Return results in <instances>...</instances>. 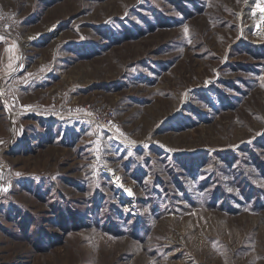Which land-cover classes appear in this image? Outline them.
<instances>
[{
  "label": "rangeland",
  "instance_id": "obj_1",
  "mask_svg": "<svg viewBox=\"0 0 264 264\" xmlns=\"http://www.w3.org/2000/svg\"><path fill=\"white\" fill-rule=\"evenodd\" d=\"M260 8L0 0V264H264Z\"/></svg>",
  "mask_w": 264,
  "mask_h": 264
},
{
  "label": "snow or ice",
  "instance_id": "obj_2",
  "mask_svg": "<svg viewBox=\"0 0 264 264\" xmlns=\"http://www.w3.org/2000/svg\"><path fill=\"white\" fill-rule=\"evenodd\" d=\"M262 2H264V0H262ZM186 31H187V29H186ZM3 39H4L3 37H0V40H3ZM29 75H31V74H29ZM17 175H19V174H17ZM0 191L7 192L8 189L5 188V187L0 186ZM128 192H129L130 195L132 194L130 189L128 190Z\"/></svg>",
  "mask_w": 264,
  "mask_h": 264
},
{
  "label": "bare ground",
  "instance_id": "obj_3",
  "mask_svg": "<svg viewBox=\"0 0 264 264\" xmlns=\"http://www.w3.org/2000/svg\"><path fill=\"white\" fill-rule=\"evenodd\" d=\"M257 11H259V12H261L260 14H261V18L263 17L264 18V8L262 9V8H260L259 10H257ZM127 194L129 195V192H127Z\"/></svg>",
  "mask_w": 264,
  "mask_h": 264
}]
</instances>
